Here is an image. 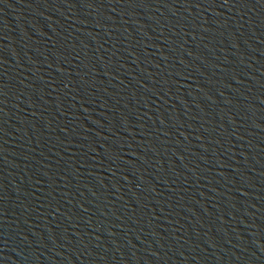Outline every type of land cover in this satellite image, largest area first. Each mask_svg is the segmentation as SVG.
I'll return each instance as SVG.
<instances>
[{"label":"water","instance_id":"water-1","mask_svg":"<svg viewBox=\"0 0 264 264\" xmlns=\"http://www.w3.org/2000/svg\"><path fill=\"white\" fill-rule=\"evenodd\" d=\"M0 264H264V0H0Z\"/></svg>","mask_w":264,"mask_h":264}]
</instances>
